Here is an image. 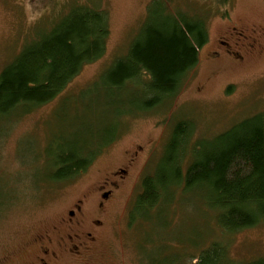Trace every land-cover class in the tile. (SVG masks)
I'll return each instance as SVG.
<instances>
[{"label":"rangeland","instance_id":"rangeland-1","mask_svg":"<svg viewBox=\"0 0 264 264\" xmlns=\"http://www.w3.org/2000/svg\"><path fill=\"white\" fill-rule=\"evenodd\" d=\"M79 1L108 13L105 55L86 65L51 103L0 119V264H35L36 237L58 226L63 211L79 200L88 206L87 224L91 219L102 221L98 243L86 258L61 256L58 264H180L213 242L225 247V264L264 260V222L235 234L222 233L199 190L173 195L169 191L160 208L148 212V219L130 224L143 179L155 173L178 121L187 119L194 125L186 145L192 157L199 140L208 142L242 119L263 113L264 0H232L225 7L214 0ZM154 1L207 17L210 37L199 52L198 65L172 99L150 112L125 116L123 135L84 173L65 183H52L46 163L50 140L72 141L76 133L87 138L91 125H115L121 120L117 116L121 105H115L104 86L94 85L127 55ZM49 13V7L34 0H0V71L17 56L30 33L38 31V24L47 25ZM234 30L249 36L248 41L234 44ZM132 93L139 102L146 98L140 87ZM139 102L134 104L141 108ZM201 149L198 146L194 152ZM120 170L126 173L114 176ZM100 186H105L104 192L112 190L101 216Z\"/></svg>","mask_w":264,"mask_h":264},{"label":"trees","instance_id":"trees-1","mask_svg":"<svg viewBox=\"0 0 264 264\" xmlns=\"http://www.w3.org/2000/svg\"><path fill=\"white\" fill-rule=\"evenodd\" d=\"M214 1L225 7L232 0ZM34 2L50 8L47 25L38 24V31L30 33L17 56L0 71V119L28 114L51 103L86 65L95 63L107 51L110 28L106 10L79 0ZM227 14L225 11L223 16ZM147 15L127 55L94 85L104 86L115 105H121L117 115L121 120L115 125H91L87 138L76 133L72 141L63 137L50 140L46 163L52 183H65L84 173L123 135L125 116L150 112L172 99L198 65L199 52L210 37L207 17L170 9L160 1L151 3ZM139 87L146 96L141 102L137 94H129ZM138 102L141 108L134 104ZM194 130L187 119L175 124L155 173L143 179L130 224L148 219V212L160 208L169 191L173 195L196 190L216 214L222 233L235 234L263 223L264 111L242 119L208 142L199 140L202 149L194 152L196 144L190 157L186 145ZM227 259L225 247L213 242L180 264H225ZM250 264H264V260Z\"/></svg>","mask_w":264,"mask_h":264},{"label":"flooded vegetation","instance_id":"flooded-vegetation-1","mask_svg":"<svg viewBox=\"0 0 264 264\" xmlns=\"http://www.w3.org/2000/svg\"><path fill=\"white\" fill-rule=\"evenodd\" d=\"M234 31V34H231L235 41L234 44L241 46L240 41H248L249 36H246L245 33ZM220 44L225 47L228 45V43L225 44L224 42ZM226 53L236 55L230 50H227ZM218 55L219 53L216 52L215 56ZM122 173H126V171L120 170L114 173V176H119ZM111 185L113 183L107 184L110 187ZM104 188L105 186H100L99 189L101 191L99 193L101 194V200L97 204V209L100 216L106 211L105 200H109L112 196V190L104 192L102 191ZM87 207L84 200H79L63 211L59 217L58 226L36 237L34 242H36L35 247L39 253L35 264H58L61 256L71 255L75 259H84L92 254L98 243L96 233L102 221L101 219H91V222L87 224L84 217Z\"/></svg>","mask_w":264,"mask_h":264}]
</instances>
